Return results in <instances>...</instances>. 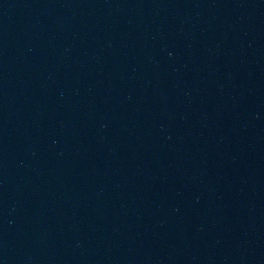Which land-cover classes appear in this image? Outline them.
Segmentation results:
<instances>
[{
    "label": "water",
    "instance_id": "95a60500",
    "mask_svg": "<svg viewBox=\"0 0 264 264\" xmlns=\"http://www.w3.org/2000/svg\"><path fill=\"white\" fill-rule=\"evenodd\" d=\"M0 236L264 264V0H0Z\"/></svg>",
    "mask_w": 264,
    "mask_h": 264
}]
</instances>
